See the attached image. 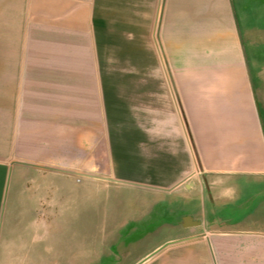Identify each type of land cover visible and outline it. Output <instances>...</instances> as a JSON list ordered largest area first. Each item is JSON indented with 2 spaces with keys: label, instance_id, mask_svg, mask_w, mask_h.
I'll list each match as a JSON object with an SVG mask.
<instances>
[{
  "label": "crops",
  "instance_id": "obj_1",
  "mask_svg": "<svg viewBox=\"0 0 264 264\" xmlns=\"http://www.w3.org/2000/svg\"><path fill=\"white\" fill-rule=\"evenodd\" d=\"M139 263L264 264V0H0V264Z\"/></svg>",
  "mask_w": 264,
  "mask_h": 264
},
{
  "label": "rangeland",
  "instance_id": "obj_2",
  "mask_svg": "<svg viewBox=\"0 0 264 264\" xmlns=\"http://www.w3.org/2000/svg\"><path fill=\"white\" fill-rule=\"evenodd\" d=\"M81 181V180H80ZM79 181V182H80ZM93 182H95V183H104L105 181H100V180H93ZM59 183L61 184V183H64V184H67L68 186H69V188H71L72 190L74 189V192H73V194L74 195H78L79 194V192H78V189H77V187H75L74 185H76V182H72L71 180H66V179H63V178H59ZM107 183V182H106ZM72 193V192H71ZM108 194H113V192H108ZM93 196V195H92ZM92 198H94V197H92ZM88 200V198L85 200V201H87ZM77 211H78V209H76V213H77ZM97 215H94V214H92V224H91V227H92V229H95L96 227H98V224L96 223L97 221H94L93 219H96L97 217H96ZM62 228L64 229V230H62L61 231V233H63L64 234V236L63 237H61L60 238V240H59V242H60V248L62 247V246H64L65 244H66V242H68V237L67 236H65L66 235V233H67V231L69 232V230H68V228H67V225H63L62 226ZM143 232H141V230L140 231H136V230H131V228H129V230L128 231H126L125 232V234H128L129 236L130 235H133L134 237H136L137 235H142L143 236V234H142ZM67 235H73V233L72 232H70L69 234H67ZM145 235V234H144ZM60 236H62L61 234H60ZM70 237H72V236H70ZM132 242L133 241H128L127 243L129 244H132ZM76 244H81V241L79 242L78 241V243H76Z\"/></svg>",
  "mask_w": 264,
  "mask_h": 264
},
{
  "label": "water",
  "instance_id": "obj_3",
  "mask_svg": "<svg viewBox=\"0 0 264 264\" xmlns=\"http://www.w3.org/2000/svg\"><path fill=\"white\" fill-rule=\"evenodd\" d=\"M139 264H142V263H139Z\"/></svg>",
  "mask_w": 264,
  "mask_h": 264
}]
</instances>
